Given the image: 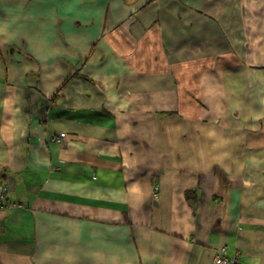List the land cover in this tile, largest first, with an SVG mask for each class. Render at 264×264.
<instances>
[{"label": "crops", "instance_id": "1", "mask_svg": "<svg viewBox=\"0 0 264 264\" xmlns=\"http://www.w3.org/2000/svg\"><path fill=\"white\" fill-rule=\"evenodd\" d=\"M0 186V264H264V0H0Z\"/></svg>", "mask_w": 264, "mask_h": 264}, {"label": "built area", "instance_id": "2", "mask_svg": "<svg viewBox=\"0 0 264 264\" xmlns=\"http://www.w3.org/2000/svg\"><path fill=\"white\" fill-rule=\"evenodd\" d=\"M54 139H56L59 143L63 141V137L61 135L55 136ZM8 197V188L6 186H0V206L4 205L5 201ZM214 263L215 264H244L241 262V259L239 256H233L228 257L226 248H220L215 251L214 256Z\"/></svg>", "mask_w": 264, "mask_h": 264}]
</instances>
